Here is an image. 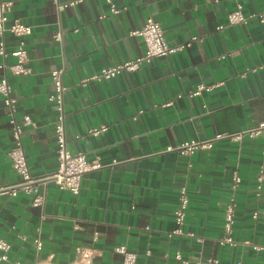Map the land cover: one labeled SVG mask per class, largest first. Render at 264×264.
<instances>
[{
	"label": "crops",
	"instance_id": "obj_1",
	"mask_svg": "<svg viewBox=\"0 0 264 264\" xmlns=\"http://www.w3.org/2000/svg\"><path fill=\"white\" fill-rule=\"evenodd\" d=\"M10 1L9 19L31 27L25 38L28 72L7 74L17 118L29 116L33 122L21 133L31 174L42 176L56 167L59 111L50 100L55 69L63 70L67 148L102 167L83 175L77 195L53 183L40 187L41 206H32L31 196L21 191L0 194V239L10 244L9 260L0 264H122L119 246L136 254L134 264H181L176 253L194 264L199 250L217 264H264V131L246 133L264 122V22L227 24L237 5L248 15L264 9V0H111L122 8L116 15L105 0L60 12L52 0ZM148 17L160 24L170 46L192 36L202 41L114 79L83 83L102 68L144 53L135 32ZM57 31L60 41L53 38ZM3 41L7 56H0V79L1 65L14 62L10 53L17 39L5 31ZM199 84L210 89L190 96ZM101 126L106 130L89 133ZM225 133L242 135L215 140L189 158L163 152L185 140L208 141ZM12 146L0 95L4 185L19 180L8 156ZM183 185L189 204L183 234L175 235L174 211ZM232 196L236 245L230 247L218 239Z\"/></svg>",
	"mask_w": 264,
	"mask_h": 264
},
{
	"label": "built area",
	"instance_id": "obj_2",
	"mask_svg": "<svg viewBox=\"0 0 264 264\" xmlns=\"http://www.w3.org/2000/svg\"><path fill=\"white\" fill-rule=\"evenodd\" d=\"M87 0H68L61 2L59 0H52L56 10L60 12L66 7L77 5ZM109 5L111 14H119L121 12L120 7H117L111 0H105ZM12 2L10 0H0V56H7L5 45L3 41V34L5 31L15 36L17 39L15 49L10 53L14 62L11 65L2 64L4 69V75L0 79V95L2 96V102L5 108V115L10 127V133L13 139V146L8 151V156L11 162L12 168L15 170L19 177V180L14 184L4 185L0 183V194H8L15 196L17 192L21 191L30 195L32 206H41L44 203L45 196L39 192L40 187H46L48 183H53L59 190L68 191L71 194L77 195L80 190V182L84 174L98 170L102 167V164L94 159L88 160L86 155L82 152L71 153L67 148V141L65 138V131L63 126V113H62V92L64 85L62 83V69L52 70L51 80L54 86V94L50 97V100L55 101L57 109L59 111L58 122L54 126L55 133V146L54 152L56 157L55 169L42 176H33L30 172L25 151L23 148L21 133L22 128L27 125H32L33 122L29 116H23L18 119L16 116V99L12 95V89L8 82V76L10 75H24L28 72L25 64L27 62V51L25 38L31 34V27L21 23L17 19L10 20L9 12L11 11ZM102 17V16H101ZM257 19L259 22H264V9L257 13L245 15L241 5H237L236 8L227 15V24L233 25L238 23H246L249 20ZM223 26H218L217 29H222ZM135 34L142 37L145 45V50L142 55L107 68H102L89 78L83 80V83L88 80H102V79H114L123 71H136L142 65L147 64L154 57H165L170 54H174L185 47L190 46L193 41H202V38L192 36L185 44L178 46H170L165 40L163 30L158 22L148 17L141 30L135 32ZM53 38L55 41H60L62 33L57 31ZM210 89L209 86L203 84L197 85L194 89L188 93L190 96H198L203 90ZM106 130V126L98 128H91L89 133L92 135H98L101 131ZM264 131V122L258 124L255 128L249 129L246 133L249 136H254L257 133ZM242 134H217L212 140L208 141H195L185 140L176 146H168L163 152L174 151L180 155L191 157L194 152L201 148L212 146V142L223 137L231 139H240ZM264 148V146H263ZM264 153V152H263ZM258 182L257 190L259 192L262 181V174L259 173L256 177ZM239 177L235 176L234 182H238ZM178 207L174 211V221L176 223V229L172 232L175 235L183 234L182 226L185 222L186 213L188 210L189 198L187 189L183 185L178 192ZM235 206L236 202L232 196L224 208L223 214V235L218 239V243L222 246L227 245L233 247L236 245V241L233 238L234 225H235ZM197 241H201L197 238ZM33 243L37 249L42 246L38 237L33 238ZM247 244V242H245ZM256 248V247H255ZM257 249V248H256ZM10 244L0 239V261L9 260ZM116 252L122 255V264H134L136 260V254L134 252L127 251L124 246H119L115 249ZM149 252H146L148 254ZM174 259L181 264H189L187 259H183L179 253L174 255ZM18 264V263H13ZM194 264H217V260L211 257H202V251L197 252V259ZM235 264H242L236 262Z\"/></svg>",
	"mask_w": 264,
	"mask_h": 264
}]
</instances>
